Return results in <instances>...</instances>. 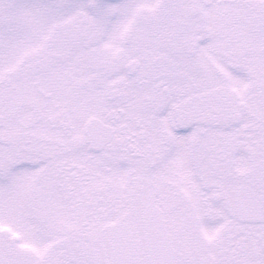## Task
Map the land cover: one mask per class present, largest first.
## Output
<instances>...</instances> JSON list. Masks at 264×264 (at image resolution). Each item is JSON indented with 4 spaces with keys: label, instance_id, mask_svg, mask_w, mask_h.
<instances>
[{
    "label": "snow or ice",
    "instance_id": "6c2138e0",
    "mask_svg": "<svg viewBox=\"0 0 264 264\" xmlns=\"http://www.w3.org/2000/svg\"><path fill=\"white\" fill-rule=\"evenodd\" d=\"M0 264H264V0H0Z\"/></svg>",
    "mask_w": 264,
    "mask_h": 264
}]
</instances>
